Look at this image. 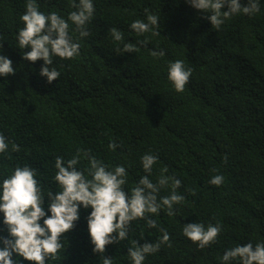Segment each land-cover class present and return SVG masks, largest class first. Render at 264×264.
<instances>
[{"label": "trees", "instance_id": "1", "mask_svg": "<svg viewBox=\"0 0 264 264\" xmlns=\"http://www.w3.org/2000/svg\"><path fill=\"white\" fill-rule=\"evenodd\" d=\"M26 2L0 0V55L13 61L15 71L0 76V133L9 143L7 154L0 155V183L17 166H29L45 195L58 192L56 157L67 161L83 149L106 165H124V190L130 194L147 175L141 157L151 153L159 159L149 178L156 183L167 168L164 175L182 181L177 191L185 200L174 206V216L166 209L153 215L157 228L133 221L127 240L107 246L105 255L114 264H131L128 249L136 241H159L161 228L170 234L171 247L161 244L144 264H221L226 250L264 242V0L259 12L235 14L220 29L206 18L210 13L188 0H93L90 35L80 38L69 21L80 54L71 60L53 57L52 67L61 75L51 84L40 76L43 60H24L31 49L18 47ZM70 3L37 0L45 15L56 12L66 20L75 10ZM148 13L158 15L159 35H137L130 28L137 19L147 22ZM111 28L123 33V42L113 40ZM125 43L138 50L124 53ZM153 51L165 54L154 57ZM176 60L192 69L182 93L168 79ZM113 141L120 145L115 151L108 147ZM89 167L81 153L78 170L87 175ZM217 174L224 176L220 186L209 183ZM170 192L169 185L159 196ZM90 212L81 207L76 227L61 238L60 259L49 264H101L88 232ZM196 222L219 223L217 241L201 249L185 237L184 225ZM7 235L0 213V236Z\"/></svg>", "mask_w": 264, "mask_h": 264}, {"label": "clouds", "instance_id": "2", "mask_svg": "<svg viewBox=\"0 0 264 264\" xmlns=\"http://www.w3.org/2000/svg\"><path fill=\"white\" fill-rule=\"evenodd\" d=\"M190 5L202 12L210 13L206 18L211 25L220 29L225 21L235 14L253 15L260 11L259 0H247L243 5L241 0H188ZM71 11L66 20L56 12L45 15L40 11L37 0H27L26 11L21 16L24 27L17 35L18 47L28 49L23 59L35 63L43 60L40 76L46 77L51 84L58 80L61 73L52 67L53 57L71 60L80 54V43L70 35V24L76 26L80 38L90 35L88 24L96 11L93 0H71ZM227 8L225 11L224 9ZM223 10V11H222ZM147 12V9L145 10ZM146 21L137 19L130 28L137 35L152 31L159 35L155 28L159 27V17L148 13ZM114 41L123 42V33L117 28L110 29ZM146 44L147 41H138ZM137 46L132 43L123 45L124 53L136 52ZM163 51H153L152 55L163 56ZM13 61L0 55V76L14 75ZM192 75V69L186 68L182 60L171 62L168 68V79L178 93L185 90ZM115 141L108 145L115 151L119 147ZM14 146V150H15ZM9 143L0 133V155L7 154ZM83 158L88 160L90 167L80 171L77 165ZM159 157L146 153L141 157L143 169L147 175L140 178L135 187L126 192L128 172L124 165H106L102 160L90 155V150H79L77 154L65 161L64 157L55 159L57 169L54 180L61 189L45 195L38 181L37 172L29 166H17L13 173L0 183V213H3V224L7 227L8 235L0 236V264H49L60 259L64 249L62 237L72 231L80 220V209L91 208L87 216L88 232L93 245V253L100 255L101 264H114L113 258L105 255L107 246L119 244L128 239L129 229L133 221L144 220L149 228H157V222L151 217L166 209L168 216H174V206L181 204L185 197L177 189L182 181L176 177L164 175L167 168L161 170V176L156 183L149 178L153 166ZM227 156L224 160L227 163ZM215 171V170H214ZM210 184L220 186L224 176L217 174L211 178ZM171 186L169 195L160 197L161 189ZM47 205L45 206V199ZM50 213V215H49ZM41 221L43 223H41ZM162 238L157 242L134 243L128 249L131 264H144L146 255L159 251L161 244H170V234L160 229ZM222 232V226L203 223H188L183 227L185 237L204 249L215 243ZM22 258V259H21ZM221 264H264V242L237 245L225 251L220 257Z\"/></svg>", "mask_w": 264, "mask_h": 264}]
</instances>
